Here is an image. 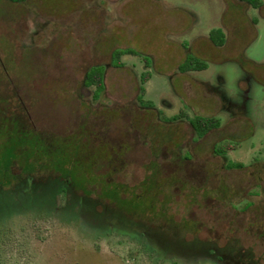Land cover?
Segmentation results:
<instances>
[{
	"label": "rangeland",
	"instance_id": "374dc122",
	"mask_svg": "<svg viewBox=\"0 0 264 264\" xmlns=\"http://www.w3.org/2000/svg\"><path fill=\"white\" fill-rule=\"evenodd\" d=\"M258 2L253 9L246 3L240 8L234 0H0V264H168L150 260L125 237L93 239L74 223L63 226L51 212L43 217L48 212L37 210L39 202L12 190L21 179L19 170L28 183L26 174L57 166L76 183V142L100 141L110 131L117 135L111 125L117 109L125 125L140 113L133 104L146 71L151 78L144 84V99L150 104L143 106L159 110L162 124L181 112L189 119L220 121L199 144L197 137L192 141L199 145L193 154L179 149L178 155L208 177L211 168L240 165L211 177L208 187L216 190L205 196L240 212L237 226L253 225L252 233L239 240L255 246L264 260V0ZM218 29L226 32L223 47L210 39ZM123 50L135 55H123L119 65L114 54ZM187 58L206 70L182 73ZM104 67V90L91 106L94 88L77 89V84L87 69L102 73ZM16 106L27 111L28 120L11 112ZM79 120L86 122L84 131ZM187 121L163 130L189 141ZM147 132L158 146H176L170 134ZM45 135L58 137L45 140ZM220 147L229 149L225 159L213 155Z\"/></svg>",
	"mask_w": 264,
	"mask_h": 264
},
{
	"label": "flooded vegetation",
	"instance_id": "af4514ba",
	"mask_svg": "<svg viewBox=\"0 0 264 264\" xmlns=\"http://www.w3.org/2000/svg\"><path fill=\"white\" fill-rule=\"evenodd\" d=\"M87 74L88 69L85 77ZM85 77L77 84V89L94 88ZM98 101L100 97L95 98L93 91L88 104L93 106ZM138 102L136 98L133 105L140 113L133 115L126 125L119 120L122 111L117 109V118L111 119L117 135L110 131L100 141L81 139L76 142L73 158L76 159L78 182L63 177L57 166L48 172L29 174L28 183L19 170L21 179L17 187L20 192L39 202L37 210L48 212L43 217L51 212L59 216L63 226L74 223L93 239L125 237L139 245L156 263L263 264L264 260L256 256L255 246L248 247L239 240V236L252 233L253 225L237 226L242 216L240 212L227 210L215 196H205V192L216 190L208 187L211 177L221 170L237 169L230 166L236 163L222 164L218 170L211 168V177L205 175L203 168L195 173V166H191L194 162L180 159L179 149L193 154L194 147L199 146L197 144L209 132L198 136L192 129L191 139L185 141L178 132L168 133L163 128L187 119L174 115L168 119L170 123L162 124L159 110L145 108ZM80 121L77 126L84 131L88 127L86 122L81 125ZM97 130L100 131L98 128L94 131ZM153 130L170 134L176 146H158L155 136L147 132ZM49 136L58 137L45 135L44 139ZM196 137L197 144L192 142ZM63 152L60 150V158L66 156ZM212 152L214 157L223 159L228 153ZM83 163L86 165L82 166ZM31 177L34 178L31 180ZM217 181L219 186L220 180ZM182 185L193 188V192L182 190ZM38 195L42 196V202L37 200ZM206 200L217 205L205 207L202 202ZM195 211L197 219L193 218ZM189 225L194 226L195 231L187 232L185 229ZM203 234L206 239L201 240Z\"/></svg>",
	"mask_w": 264,
	"mask_h": 264
},
{
	"label": "trees",
	"instance_id": "16d2710c",
	"mask_svg": "<svg viewBox=\"0 0 264 264\" xmlns=\"http://www.w3.org/2000/svg\"><path fill=\"white\" fill-rule=\"evenodd\" d=\"M7 2H9L10 4H21L22 2H24L25 0H5ZM240 2L246 3L248 4L250 7H252L253 9H257L259 8V2L258 0H239ZM210 39L212 40V42L214 43V45H216L217 47H223V45L225 44V35L223 34V32L221 30H213L210 33ZM135 55V53L131 52L130 50H123V51H119L116 52L114 54V61L117 62V64H121L120 63V58L123 55ZM144 64H145V69L149 70L150 69V62L147 59H144ZM206 65L198 62L197 60H194L192 58H187L184 62V64L181 66L180 71L182 73H191V72H200V71H204L206 70ZM151 78V73L150 71H146L141 75L140 78V85H139V94L137 96V100L139 101V103H141L142 105H148L150 104L149 101H146L144 99L145 96V88H144V84ZM85 81L92 85L95 89H94V97L98 98L99 95L103 92L104 90V85H103V73H99V72H90L86 75L85 77ZM19 107L23 106V104H18ZM16 106L14 109H12V113L15 114L14 110L17 111V115L19 116H23L24 119L28 120L27 117V111L24 109H21L18 111ZM186 114L181 112L180 114H178L177 116H175V118H184L187 119L188 122L190 123V126L192 127V129L194 131H196L198 136H201L207 132H210L212 130H215L217 128L220 127V121L216 118V117H194L189 119L188 117L186 118ZM229 149L225 148V147H220L216 150L217 154H226L227 151ZM231 166H233L234 168H240L239 164H232ZM26 176H29V174H26ZM16 190L18 191V189L20 190L19 187H12V190ZM11 190V189H10ZM20 192V191H19ZM21 193V192H20Z\"/></svg>",
	"mask_w": 264,
	"mask_h": 264
},
{
	"label": "crops",
	"instance_id": "0c3cea01",
	"mask_svg": "<svg viewBox=\"0 0 264 264\" xmlns=\"http://www.w3.org/2000/svg\"><path fill=\"white\" fill-rule=\"evenodd\" d=\"M234 3H235L236 5H239L240 8H241L242 5L245 6L244 3H243V2H240L239 0H234ZM243 6H242V7H243ZM245 7H247V5H246ZM211 32H212V31H211ZM211 32H210V33H211ZM224 32H225V31H224ZM210 33H209V34H210ZM225 33H226V32H225ZM225 33H224V34H225Z\"/></svg>",
	"mask_w": 264,
	"mask_h": 264
}]
</instances>
